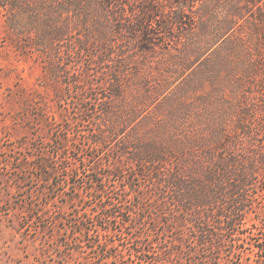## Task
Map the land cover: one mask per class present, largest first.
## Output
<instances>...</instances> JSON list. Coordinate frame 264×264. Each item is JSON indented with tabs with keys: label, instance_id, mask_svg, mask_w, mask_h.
<instances>
[{
	"label": "rangeland",
	"instance_id": "rangeland-1",
	"mask_svg": "<svg viewBox=\"0 0 264 264\" xmlns=\"http://www.w3.org/2000/svg\"><path fill=\"white\" fill-rule=\"evenodd\" d=\"M23 26L0 10V264H203L190 252L192 225L173 220V204L160 209L154 166L135 158L178 160L190 145L207 153L219 125L264 148V69L251 71L259 38L249 26L213 48L191 36L126 69L116 97L109 66L80 49L81 24L57 53ZM195 44L199 55L188 52ZM104 127L120 141L95 144ZM253 183L238 225L220 232L223 264H264V166Z\"/></svg>",
	"mask_w": 264,
	"mask_h": 264
},
{
	"label": "trees",
	"instance_id": "trees-1",
	"mask_svg": "<svg viewBox=\"0 0 264 264\" xmlns=\"http://www.w3.org/2000/svg\"><path fill=\"white\" fill-rule=\"evenodd\" d=\"M93 5L98 9H93ZM0 10L5 11L11 24L20 28L28 25L26 31L30 35L36 31L35 45L44 53H57L56 42L64 41L81 24L85 34L80 49L92 52L94 57L98 52L100 63L109 66L116 97L126 69L137 63H149L167 46L186 47L185 41L194 35L209 36L207 46L213 48L225 36L240 34L249 26L259 38L251 71L264 69V0H0ZM73 14L79 23L69 20L68 16ZM214 22L217 26L212 27ZM189 48L188 52L199 55L202 46L195 44ZM163 92V89L155 92V99ZM108 99L103 98L104 103ZM247 109L241 112L238 125L252 118ZM111 127L97 132L95 144L120 135ZM219 128L220 125L207 144L210 148L207 153H202L201 145H190L188 151L179 153L178 160L175 156L166 158L162 151L139 152L135 158L138 163L154 166L152 174L156 175L154 184L160 209L171 203L179 214L173 220L183 223L182 227L192 225L198 236L192 237L190 252L195 253L193 248L201 250L203 264H223L222 258L215 256L228 242L220 232L238 225L237 219L245 214L244 203L251 201L246 189L254 186L264 166V148L257 150V146L252 142L246 144L239 135L229 140L227 131ZM245 135L253 139L252 133ZM124 149L130 153L128 147ZM220 150L226 152L224 157L218 156ZM165 166L168 168L163 173ZM113 217L116 216H109Z\"/></svg>",
	"mask_w": 264,
	"mask_h": 264
}]
</instances>
